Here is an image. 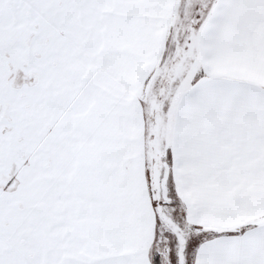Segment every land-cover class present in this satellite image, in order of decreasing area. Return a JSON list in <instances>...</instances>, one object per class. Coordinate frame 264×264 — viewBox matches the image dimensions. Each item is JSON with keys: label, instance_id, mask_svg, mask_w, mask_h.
I'll use <instances>...</instances> for the list:
<instances>
[{"label": "snow or ice", "instance_id": "6c2138e0", "mask_svg": "<svg viewBox=\"0 0 264 264\" xmlns=\"http://www.w3.org/2000/svg\"><path fill=\"white\" fill-rule=\"evenodd\" d=\"M0 264H264V0H0Z\"/></svg>", "mask_w": 264, "mask_h": 264}]
</instances>
